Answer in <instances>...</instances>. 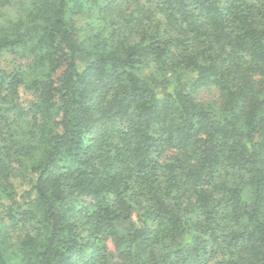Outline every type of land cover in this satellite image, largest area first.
I'll return each instance as SVG.
<instances>
[{
    "label": "trees",
    "instance_id": "16d2710c",
    "mask_svg": "<svg viewBox=\"0 0 264 264\" xmlns=\"http://www.w3.org/2000/svg\"><path fill=\"white\" fill-rule=\"evenodd\" d=\"M0 52V264H264V0H0Z\"/></svg>",
    "mask_w": 264,
    "mask_h": 264
},
{
    "label": "rangeland",
    "instance_id": "374dc122",
    "mask_svg": "<svg viewBox=\"0 0 264 264\" xmlns=\"http://www.w3.org/2000/svg\"><path fill=\"white\" fill-rule=\"evenodd\" d=\"M88 22H90V20H86V18H84L80 22L79 26H83L86 23L88 27L90 25ZM91 28L94 29V33L98 31L93 26H91ZM85 33L89 34V32L86 30H85ZM22 62H23L22 60L17 59V57H15L14 55L10 53L0 52V68L6 71H10L13 67L17 66L19 63H22ZM193 94L197 99L202 100V101H216L218 97L217 91L211 87H199L194 91ZM127 224L128 222H120L118 226L120 227V229L123 230L127 226ZM107 249H108V252L111 254L113 260H116V253H115L112 241L107 242Z\"/></svg>",
    "mask_w": 264,
    "mask_h": 264
}]
</instances>
